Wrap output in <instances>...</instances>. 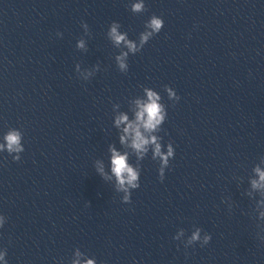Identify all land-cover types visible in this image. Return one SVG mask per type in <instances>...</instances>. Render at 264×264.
<instances>
[{"label":"water","instance_id":"1","mask_svg":"<svg viewBox=\"0 0 264 264\" xmlns=\"http://www.w3.org/2000/svg\"><path fill=\"white\" fill-rule=\"evenodd\" d=\"M146 8L134 16L127 0H0V130L22 129L25 146L20 162L0 155L9 264H69L76 248L97 264H264V222L252 211L264 197L250 185L254 167L264 168V0H146ZM152 14L164 29L121 74L108 26L136 39ZM82 23L86 53L75 48ZM77 63L102 70L84 82ZM142 87L168 104L160 135L176 154L163 182L149 155L140 189L122 204L93 162H106L117 142L112 104L126 110ZM193 226L212 240L185 250L172 237Z\"/></svg>","mask_w":264,"mask_h":264},{"label":"clouds","instance_id":"2","mask_svg":"<svg viewBox=\"0 0 264 264\" xmlns=\"http://www.w3.org/2000/svg\"><path fill=\"white\" fill-rule=\"evenodd\" d=\"M127 9L134 16L143 15L147 11L146 0H127ZM164 23L161 16L150 15L143 24V31L136 39H130L128 32L123 31L122 25L118 22L113 21L108 26L106 39L116 50L113 60L121 74L129 72L130 57L141 53L145 46L162 32ZM81 28L83 36L77 39L75 48L78 52L86 53L91 33L87 23H82ZM56 35L57 38H63L60 32ZM101 70L99 63L91 68H82L79 63L75 65L78 78L84 82L91 81ZM163 92L171 103H178L181 99L171 86L165 85ZM111 112V128L117 133V142L108 145L106 162L98 158L94 160L93 168L104 183L111 185L113 190L120 194L122 204H130L132 193L141 187L142 162L150 155L151 160L158 164V177L163 182L166 171L170 170V162L175 159L173 143L165 142L164 137L160 135L168 119V104L164 102V97L159 91L142 87L139 95L127 101L126 110L120 103H114ZM24 152L22 129L5 126V129L0 130V155L6 154L13 162H20ZM253 173L255 178L250 181L252 192H258L264 197V168L258 164L254 167ZM252 192L247 195L251 197ZM222 203H226L231 209L230 200ZM252 211L258 221L264 222V198L257 201ZM7 223V217L0 213V230ZM258 238L264 240V236L260 234ZM172 239L187 250L195 245L207 246L212 236L202 228L193 226L190 234L183 228L178 229ZM7 257V249L0 247V264H9ZM56 264H64V262L61 260ZM69 264H97V260L76 248L73 250Z\"/></svg>","mask_w":264,"mask_h":264}]
</instances>
